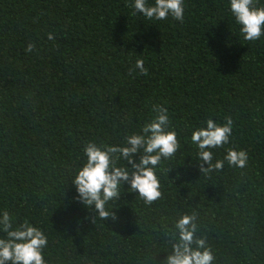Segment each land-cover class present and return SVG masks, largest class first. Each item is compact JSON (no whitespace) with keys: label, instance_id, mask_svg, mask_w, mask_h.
Listing matches in <instances>:
<instances>
[{"label":"trees","instance_id":"1","mask_svg":"<svg viewBox=\"0 0 264 264\" xmlns=\"http://www.w3.org/2000/svg\"><path fill=\"white\" fill-rule=\"evenodd\" d=\"M132 3L0 0V213L44 231L47 264H163L165 231L191 213L212 264H264V36L244 40L229 0H184L183 21ZM141 58L146 75L132 71ZM156 105L180 143L156 168L163 198L147 205L124 183L117 219L93 222L73 183L84 146L123 144ZM228 116L214 161L231 148L248 164L203 176L191 134Z\"/></svg>","mask_w":264,"mask_h":264},{"label":"clouds","instance_id":"2","mask_svg":"<svg viewBox=\"0 0 264 264\" xmlns=\"http://www.w3.org/2000/svg\"><path fill=\"white\" fill-rule=\"evenodd\" d=\"M229 3L244 40L254 42L264 36V6H259L258 0H229ZM130 6L134 9L133 15L139 13L149 20H165L169 16L177 21L184 20V0H152L151 3L133 0ZM48 38L55 37L49 33ZM34 48L35 44L29 43L26 52ZM136 70L147 74L142 58L136 60L132 71ZM153 112L155 116L151 121L145 123L140 132L128 135L123 144H98L93 140L84 146L86 161L73 176V183L78 193L76 199L85 208L94 206L93 222L96 218L102 221L117 219L113 209L118 207L115 201L119 199L124 183L130 185L128 191L138 192L147 205L163 198L156 168L162 159H170L177 153L180 143L177 133L170 130L168 110L156 105ZM233 124L231 116L222 124L210 118L206 127L192 132L191 142L198 149L196 161L200 162L203 176L222 170L225 160L230 166H247L248 153L242 149L229 148L223 159L214 161L212 149L229 142ZM121 160L123 164H120ZM196 221V213L183 214L171 232L165 231L170 251L163 264H212L213 251L206 239L197 235ZM48 243L47 235L39 227L27 220L15 223L7 210L0 213V264H47L43 250Z\"/></svg>","mask_w":264,"mask_h":264}]
</instances>
